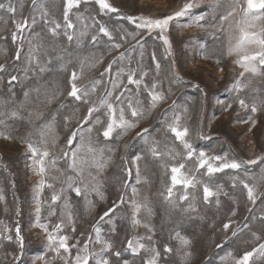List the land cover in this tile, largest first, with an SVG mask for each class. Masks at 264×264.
I'll return each mask as SVG.
<instances>
[{"label":"rangeland","instance_id":"1","mask_svg":"<svg viewBox=\"0 0 264 264\" xmlns=\"http://www.w3.org/2000/svg\"><path fill=\"white\" fill-rule=\"evenodd\" d=\"M107 2L118 11L101 10L95 0H81L79 7L69 13L74 29H65L64 0H37L35 5L32 0H0L16 9L15 14L0 10V64L5 66L0 72V134L11 137L0 135V264H65V260L72 264L77 254L88 255L89 264H97L101 258L109 264H146L156 252V264H235L253 249L257 252L249 264H264V256L258 251L264 244V163H247L264 159V67L257 63V73L244 72L235 63L239 56L229 53L239 35L235 26L243 15L241 5L246 6L245 0ZM187 3L193 7L186 15L169 21L166 30L136 27L140 17L163 19ZM233 7L235 13L221 22L220 17L227 16ZM262 13L264 10L257 15ZM198 16L204 19L197 21ZM126 17L135 18V23ZM25 20L27 27L17 32L16 23ZM56 23L62 27L53 37L49 28ZM254 23L252 30L259 32L264 18ZM101 26L108 29L110 37L99 32ZM65 31L74 34L75 39L69 42ZM93 35L97 36L94 43ZM255 51L256 46H249L246 54ZM32 53L42 64L52 58L48 71L33 75L35 65L29 63ZM57 55L62 59L57 60ZM81 70L77 84L89 91L87 104L67 95L71 73L79 74ZM130 74L141 83L129 84ZM10 76L18 77L11 85ZM36 87H41L39 99L35 92L26 99L25 91ZM45 88L61 94L47 104ZM108 92L111 97H107ZM150 92L163 97L155 106ZM116 96H120L119 101ZM104 98L113 103L117 118L123 108L134 127L127 132L117 129L111 139L105 140L101 133L108 115L107 109L101 108L93 114L92 123L84 126L83 139L74 142L82 143L81 155H87L91 140L93 146L104 150L107 161L100 170H86L87 190L80 185L81 195L77 196L68 188L67 176L75 177L77 183L80 178L69 170L70 161L63 158L56 161L60 171L50 167L45 177L53 187L39 189L40 177L34 171L37 166L28 151V142L43 147L39 126L46 120L52 123L48 148L60 157L61 149H67L68 136L78 130L87 109L93 104L99 106ZM240 100H244L245 107ZM129 102L139 116H131ZM253 106L255 113L251 111ZM37 108L43 111V119L29 123V110ZM13 111L17 117L11 116ZM65 117L69 118L67 126ZM169 125L188 130L184 141L191 149L184 148ZM88 127H92L91 133ZM52 138L56 140L55 148ZM153 147L162 154L160 158L153 157ZM188 151L193 152L191 158L187 157ZM201 152L214 167L232 162L241 167L209 175L206 166L197 168ZM180 164L185 165L181 173L194 177L197 183L188 189L177 185L173 196L177 203L173 206L164 195L171 186L170 168ZM244 183L254 188L255 203L248 199ZM205 185L214 193L208 202L203 198ZM54 193L60 199L52 204ZM185 193L189 199L180 201L179 196ZM132 201L147 204L137 214V225L132 223ZM38 205L39 214L35 211ZM114 205V211L101 220ZM225 224L229 225L227 229ZM41 225L57 241L66 236L67 243L76 247H70L69 253L60 249L57 255L49 249ZM17 228L22 247L16 239ZM97 229L99 239L111 244L107 251H101L103 245L97 243ZM181 237L189 243L183 245ZM129 240L135 252L128 247ZM141 243L144 248H139ZM166 247L171 251L165 252Z\"/></svg>","mask_w":264,"mask_h":264},{"label":"snow or ice","instance_id":"2","mask_svg":"<svg viewBox=\"0 0 264 264\" xmlns=\"http://www.w3.org/2000/svg\"><path fill=\"white\" fill-rule=\"evenodd\" d=\"M33 5L37 3V0H32ZM81 0H64V12H63V17H64V25L65 29H74V24L71 22L69 18V13L71 9L79 7ZM95 2L99 5L101 10H107L109 12H116L118 11L116 8L112 7L111 4L107 2V0H95ZM245 5H241V10H242V17L239 21L236 23V30L238 31L239 35L236 38L235 44L230 47L229 53L230 54H236L239 56V59L235 61L241 68L244 69V72H250V73H257L258 68H257V63L259 66L264 67V27L260 29L259 32L254 31L256 27L254 21L261 20L264 18V13L262 15H257L258 11L264 10V0H245ZM193 5L192 3H187L185 4L179 11H176L173 15L167 16L163 19H151V18H144L140 17V23L136 24L137 28H147L148 30L152 29H161V30H166L167 26L169 24V21L173 20L176 17H181L184 16L188 13V10L192 8ZM0 10H6L9 13L15 14V7H13L11 4H8L7 6L4 3H0ZM236 9L235 7L232 8L231 11L228 12L227 16H221L220 21L224 22L227 20L228 17L232 16L235 13ZM47 15V13H44ZM130 22L135 23V18L133 17H126ZM203 16H198L197 21L203 20ZM33 23H35V20H33ZM47 23V21H45ZM27 27V21L25 20L24 23H16V28L17 32H22L23 29ZM62 25L59 23L55 24V27L49 28V33L53 36L56 37L59 35V32L57 31L60 29ZM99 32L102 33L104 36L110 37V33L106 27L101 26L99 28ZM64 35L66 36L67 40L69 42L73 41L75 39L74 34L69 33L65 31ZM81 35H85V33H81ZM161 39L164 40L165 44H168V40L166 37L161 36ZM17 39V33H13V41ZM91 41L94 43L97 41V36L93 35L91 37ZM249 46H256L257 51H255L253 54L249 55L247 53V49ZM114 47H119V45H114ZM38 50V49H37ZM123 54H121V57ZM16 59H19V49L17 50V56ZM57 60L62 59L61 56L57 55L56 57ZM155 59V57H153ZM30 65H35V67L32 69L33 75H38L40 73H44L48 71V65L52 63V58L49 57L48 60L45 63H41L40 58L35 55L34 53L30 54V60H29ZM63 68V65L61 66ZM159 67V65H157ZM111 68V64L109 65L108 69H105V72L109 71ZM5 70V66L3 64H0V72ZM244 72L241 73V76L244 75ZM103 75V73L101 74ZM82 76V70L81 73H77L73 71L71 73V76L69 77L68 80V85H69V90L67 91L68 97L73 98L76 101H81L83 103H90V101L87 99L89 95V91L86 88L80 87L77 84V81L81 78ZM134 74L128 75V82L129 84L135 83L136 85H139L141 83L140 80L134 79ZM18 77L17 76H10L9 78V85H11L13 82L17 81ZM115 87V85H114ZM155 87V86H153ZM92 91H95V88L93 87ZM31 92L37 93V98L39 99V96L41 94V87H36L31 89L30 91H25L24 95L25 98L27 99ZM57 90H52L49 92L47 88H45L44 96H45V101L47 104H50L53 102V100L56 99L58 95H60ZM152 97L153 101V106H155V102L163 99L162 96L159 94H155L150 92L149 93ZM112 93L108 92L107 97H111ZM117 101L120 100V96H116L115 98ZM240 105L242 107H245V102L244 100H240ZM129 109H131V116L132 117H137L140 115V112L134 108L129 102L128 105ZM101 108H106L107 112L106 115H108V122L106 126L104 127L103 132L101 133L105 140H109L112 138L113 133L116 132L117 129H120L122 132H127L129 129L134 127V124L130 122L128 119L125 117V111L123 108L120 109L119 117H116L115 114V108L112 102H110L109 99L104 98L100 100L99 106L93 104L91 107L87 109V115H85L82 120L78 124V130H73L71 134L67 138V149H61L62 155L60 157H57L52 151L49 150L48 148V143H49V138L51 137L52 134V123L48 120H46L43 124L39 126L37 129V132L40 135V143L43 145V147H37L31 142H28V151L31 152V158L33 160V164L36 165L37 167L34 168V171L36 174L40 177V180L38 181L37 187L39 189H43L46 185L49 188H52L53 185L51 183H48L47 180L45 179L46 175L48 174L49 168L56 169L57 171H60L58 168H56V161L57 159L63 158L65 160H69L70 163L68 164V168L70 171L74 172L76 174V177H79V183H77L75 177L73 176H67V180L69 181L68 183V188L71 189L76 193L77 196L81 195V186L83 185L84 189L87 190L88 184L85 183V172L88 168L95 167L98 170L102 169L107 161L104 159V150L103 149H98L97 147L93 146L91 143V140H89V143L87 145V155H81V152L84 149V145L82 143H74L77 141L79 138L80 140L83 139L82 137V132L83 128L85 125H89L92 123V117L93 114L99 111ZM251 111L255 113L257 111L256 107L253 106L251 108ZM18 113L16 111H13L11 113L12 117H17ZM44 113L41 111L39 108L36 110H29L28 112V121L29 123H34L35 121H39L43 119ZM177 121L179 120V117L176 118ZM69 122V118L65 117V124L67 126ZM2 123V122H0ZM96 123H100L99 119L96 120ZM253 124H255V121H252ZM169 129L172 133H174L175 138L183 143V146L185 149H191V145L188 144L186 141H184V137L187 135V129L180 130L178 126H173L169 125ZM92 127H88V132L91 133ZM147 129L143 130V133H147ZM3 135L4 139H11V137L7 134H0ZM142 133H137V136H141ZM51 144L52 147L55 148L56 146V140L55 138L51 139ZM152 155L154 158H160L161 153L155 148L150 149ZM193 155L192 151H188L187 157L191 158ZM137 160L140 158L137 157ZM216 159H219V157H216ZM260 161L261 163H264V159L262 158H257L256 160H249L247 161L248 164H256L257 161ZM207 167V174H212L215 172L222 171L224 168H231V169H239L241 165L236 162L232 163H225L220 167H214L212 163L208 162L206 159H204V153H200V158H199V163L197 168H204ZM185 167L184 164H180L179 166H172L170 168L171 172V186L167 187L166 189V195H164L165 200H167L171 205L175 206L177 201L173 199V196L175 195L174 189L176 188L177 185H181L184 189H188L189 187H195L197 181L195 180L194 177H189L187 175H184L181 173V169ZM63 175V173H61ZM130 174V173H129ZM88 176L91 177L92 180H95V177L92 176L91 172H88ZM53 179H56L53 177ZM137 182H139V169L137 168ZM244 188L247 189V196L250 201L255 203V190L253 187H250L247 183L243 184ZM95 190V189H94ZM135 192L136 190L133 189ZM214 193L211 191V189L205 185L203 187V198L205 202H208L209 198L212 197ZM60 199V196L58 194H53L51 197V203L55 204L57 200ZM189 196L187 193L180 195L179 200L180 201H185L188 200ZM121 202L123 201V197L121 198ZM133 204V217H132V223L133 225H137L140 223V221L136 218L137 214L140 212L141 208H147V204H138L136 201L131 202ZM116 206L114 205L113 208H110L107 212L103 214V216L100 217L101 220L104 219V217L109 216L111 212L114 211V208ZM190 207H192L190 205ZM194 211L195 209L192 208ZM35 211L37 214L40 212V207L39 205L36 207ZM45 229V232L47 234L46 238L48 240V246L51 251H54L57 253V255L60 254V249H63L64 253H69L70 247H76V245H69L67 243V237L62 236L59 237L58 241L55 236H53L51 233L47 232L46 226L41 225ZM61 225H56V229L59 230ZM225 229L229 227L228 224L224 225ZM97 243H102L103 248L101 251H107L109 248H111V244L108 241H102L99 239V230L97 229ZM7 239H11V237H7ZM16 239L17 241L20 242L21 247L23 246V239L20 235V230L17 228L16 231ZM150 239V237H149ZM181 243L183 245H187L189 241L183 237L180 238ZM128 247L132 248L133 251H136V248L133 247V241L129 240L128 241ZM86 248V245H85ZM139 248H144V245L141 243L139 244ZM155 251V249H153ZM171 249L165 248V252H169ZM259 254L261 256H264V244H261L259 246ZM257 252V249H253L252 251H247L245 252L241 257L236 259L235 264H249L250 258L254 256V254ZM116 256H119L120 253L116 252ZM159 256V253L156 252L155 255L152 257L151 260L147 261L146 264H156V257ZM38 259L43 260L44 257H38ZM61 259H64L63 256H61ZM65 264H68V261L65 260ZM72 264H89V256L88 255H83L81 256L80 254H77L73 260ZM97 264H109V261L107 259H99L97 261Z\"/></svg>","mask_w":264,"mask_h":264}]
</instances>
